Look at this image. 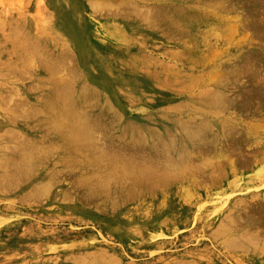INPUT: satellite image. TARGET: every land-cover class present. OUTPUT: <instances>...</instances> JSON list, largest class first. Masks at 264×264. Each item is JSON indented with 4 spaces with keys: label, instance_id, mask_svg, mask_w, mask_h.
<instances>
[{
    "label": "rangeland",
    "instance_id": "1",
    "mask_svg": "<svg viewBox=\"0 0 264 264\" xmlns=\"http://www.w3.org/2000/svg\"><path fill=\"white\" fill-rule=\"evenodd\" d=\"M205 24L216 26L211 39L217 53L210 57L215 65L200 74L231 77L229 83L234 79L237 84L229 92L230 99L240 105L248 91H256L254 79L248 77L253 70L240 71V77L234 78L227 69H242L250 54L264 61V0H0V73L16 84L5 92V100L11 101L13 89L17 98L27 93L33 106L42 108L36 74L43 69L42 56L55 60L60 53H70L82 80L85 73L79 57L85 44L98 54L122 50L126 55L115 54L142 64L149 57L144 46L157 42V36L164 50L178 54L181 63L189 62L202 55ZM23 68L25 75L18 71ZM177 69L184 71L183 64ZM58 77L63 80L69 75L63 72ZM255 105L245 111L232 107L234 129L218 123L206 129L209 139L219 136L225 146L235 133L244 140L252 125L254 131L261 130L257 132L260 144L253 148L243 144V149L246 153L252 149L250 156L264 157V101ZM94 106L92 113L101 111L100 103ZM43 118L25 121L21 112L3 118L4 127L13 131L8 134L10 141L0 142V264H223L227 250L212 238L213 220L224 215L236 220L237 213L264 219V163L249 168L204 165L172 184L134 187L81 184L77 170L76 175L63 173L58 178L64 184H49L51 188L40 192L48 184L25 183L29 177L17 176L16 166L22 153L31 150L32 136H41L40 146L55 144L49 132L38 127ZM22 125H28L25 137L16 133ZM198 151L196 162L202 160ZM201 155L214 158L216 152ZM55 156L46 162L37 160L34 175L45 169L50 176L63 168L61 155ZM12 179L14 184H6ZM237 224L232 222L233 229ZM258 228L249 232L243 226L236 231L245 233L246 239L263 241L264 221ZM230 255L236 264H252L251 258Z\"/></svg>",
    "mask_w": 264,
    "mask_h": 264
},
{
    "label": "bare ground",
    "instance_id": "2",
    "mask_svg": "<svg viewBox=\"0 0 264 264\" xmlns=\"http://www.w3.org/2000/svg\"><path fill=\"white\" fill-rule=\"evenodd\" d=\"M205 25L208 26L202 28V55L185 63H181L178 54L168 48L164 50V44H158L160 41L157 36V42L144 46L149 57L142 64L129 62L122 57L126 55L122 50L111 48L119 51L120 57L112 50L113 54H98L85 44L83 56L79 57L80 68L85 73L82 80L79 79L81 75L77 68L69 60L70 53H60V57L55 60L49 59L50 56H42L43 69L36 72L40 79L37 85L43 92L40 99L42 108L39 109L31 103L33 97L26 93L17 98L13 89L10 91L11 101H6L5 92L13 86L14 81L5 78V73H0V142L10 141L8 134L13 131L4 127L3 118L14 117L17 112L24 114L25 121L43 116L38 127L49 132L55 141L50 147L40 146L37 139L41 136H32L29 144L31 150L22 153V160L16 166L19 170L17 176L23 179L29 177L25 180L27 184H48L40 191L44 193L51 188L49 184H64L58 180L63 173L73 176L77 170L82 175L81 184L93 187L125 184L126 187H134L142 184H172L191 172L199 171L204 165L215 169L223 163L230 168L263 164L264 157L250 156L252 149L248 153L243 149V144H249L251 148L260 144L257 136V132H261L259 128L256 127L254 131L249 125L248 138L244 140L232 133V139L225 141L229 142L225 146H221L223 140L219 136L211 141L206 129L218 123L234 129L230 122V117H236L232 115L235 114L230 110L232 107L235 111L239 107L241 111L251 110L255 104L260 105L264 101V61L250 54L240 66L242 69H227L234 78L240 77V71L253 70V74L248 77L254 79L256 87V91L242 95L240 105H233L229 92L231 88H236L234 79L229 83L231 77L224 79L213 74H200L207 67L215 65L210 63L213 62L210 57L217 53V50L212 49L214 40L211 39L216 26L212 28L213 25ZM182 64L184 71L177 69ZM18 71L22 75L27 72L25 69ZM63 72H67L69 78L62 80L58 77ZM19 86L24 88L22 84ZM174 86H179V89L174 90ZM96 102L100 103L101 111L92 113L90 109L96 108ZM26 126L16 129V133L20 132V136L25 137ZM198 149L202 160L196 162L194 155ZM213 151L216 152L214 158H203L201 155ZM2 153L0 147V158ZM56 153L61 155L64 167L57 168L54 175L49 176L47 170L42 169L35 176L39 164L37 160L46 162L56 157ZM15 181L12 179L6 184H14ZM237 214L236 220L224 215L212 222L210 233L213 240L219 243L220 248L227 250L224 254L226 262L223 264H236L231 253L251 258L252 264H264V240L246 239L245 233L237 232L243 226L249 232L253 228L260 229L258 227L264 219L254 220L249 213L246 218L241 213L240 216ZM235 221L238 223L237 231L232 227Z\"/></svg>",
    "mask_w": 264,
    "mask_h": 264
}]
</instances>
